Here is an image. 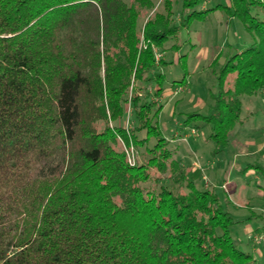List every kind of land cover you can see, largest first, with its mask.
I'll list each match as a JSON object with an SVG mask.
<instances>
[{"label":"trees","instance_id":"16d2710c","mask_svg":"<svg viewBox=\"0 0 264 264\" xmlns=\"http://www.w3.org/2000/svg\"><path fill=\"white\" fill-rule=\"evenodd\" d=\"M198 4L181 1L190 10L181 26L221 8L253 37L222 64L211 113L185 116L210 124L221 148L241 122L240 96L264 90V0ZM151 6L0 0V264H248L230 235L236 221L169 148L162 106L152 110L133 88L152 80L162 94L163 74L153 70L164 60L154 48L179 29L159 15L140 32L139 7ZM128 100L129 134L109 125ZM119 138L154 144L131 165ZM162 175L179 189L158 184Z\"/></svg>","mask_w":264,"mask_h":264},{"label":"rangeland","instance_id":"374dc122","mask_svg":"<svg viewBox=\"0 0 264 264\" xmlns=\"http://www.w3.org/2000/svg\"><path fill=\"white\" fill-rule=\"evenodd\" d=\"M181 1L151 0V7H139L137 29L140 32L147 18L155 19L159 15L165 16L169 25H179V29L162 47L154 48L155 59L164 60L153 70L163 74V95L154 96L156 84L152 80L135 82L133 88L142 101L155 103L152 110L157 105L162 106L157 123L167 140L173 141L176 132L183 131V136L190 134L184 140L174 137V142L169 143V148H175L174 157L180 159L188 174L195 177L198 188L210 189L217 195L222 209L236 221L230 227V235L235 245L251 256L248 264H264V90L240 96L241 122L235 124L225 147L217 148L209 138L210 124L201 119L184 121L187 114L211 113L213 95L220 86L218 77L222 64L233 53L250 45L253 37L237 18L227 15L221 8L210 11L205 17L194 18L188 26H181L180 19L190 11L182 9ZM217 4L224 6L229 0H199L195 9L206 10ZM231 77L225 79L223 86ZM181 79L183 82L179 83ZM259 94L262 96L256 101L254 97ZM129 95L127 99H130ZM109 125L123 127L128 134L135 127L136 117L129 100L124 104L123 114ZM136 135L142 138L144 131ZM119 144L123 150L124 146H133L135 163L142 160L145 147H152L154 139L141 147H134L131 141L122 138H119ZM191 149L196 154H190ZM193 162L198 165L195 173L191 170ZM157 183L179 189L165 175Z\"/></svg>","mask_w":264,"mask_h":264},{"label":"crops","instance_id":"0c3cea01","mask_svg":"<svg viewBox=\"0 0 264 264\" xmlns=\"http://www.w3.org/2000/svg\"><path fill=\"white\" fill-rule=\"evenodd\" d=\"M163 95V94H162ZM261 96H262V94H259L258 96H255L254 98L256 99V101H257V98L258 97H260L261 98ZM163 96H161V98H162ZM262 100H264V99H262ZM185 120V119H184ZM184 122V121H183ZM185 123H183V125H184ZM192 132H194L193 130H191V134H193ZM183 134V131H180V133L178 134V132H176V134L175 135H173L172 136V140L173 141H171V140H168L169 141V143H171V142H174V137H176V138H178V137H180V139H182V140H184V138H187L190 134H188V133H186L184 136L182 135ZM179 135V136H178ZM175 149V148H174ZM192 150V153H190V154H196V152H193V149H191ZM178 159V158H177ZM179 161H180V164L181 165H183V166H185L184 165V163L183 162H181V160L180 159H178ZM194 164H192L193 166H194V168H192L191 170L195 173V172H197L198 171V167H196V166H198L197 164H196V162H193ZM186 167V166H185ZM192 167V166H191ZM195 181V180H194ZM194 184H195V186L197 187V184L198 183H196V181L194 182Z\"/></svg>","mask_w":264,"mask_h":264},{"label":"built area","instance_id":"2783aa9c","mask_svg":"<svg viewBox=\"0 0 264 264\" xmlns=\"http://www.w3.org/2000/svg\"><path fill=\"white\" fill-rule=\"evenodd\" d=\"M124 151L126 153L129 164H131V165L134 164V160H133L134 148H133V146L131 145L129 148L124 146Z\"/></svg>","mask_w":264,"mask_h":264}]
</instances>
